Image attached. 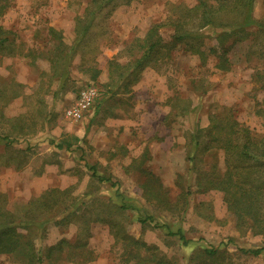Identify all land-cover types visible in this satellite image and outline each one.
<instances>
[{
  "label": "rangeland",
  "instance_id": "rangeland-1",
  "mask_svg": "<svg viewBox=\"0 0 264 264\" xmlns=\"http://www.w3.org/2000/svg\"><path fill=\"white\" fill-rule=\"evenodd\" d=\"M89 2L0 0V25L14 44L13 52L0 48V111L31 130L4 139L9 125L0 122V206L21 210L38 201L35 223L18 230L35 241L42 264H264V252L239 250L264 246V235L237 226L223 191L198 189L199 171L225 170L222 151L204 154L196 170L187 161L193 133L214 115L263 134L264 80L255 75L264 70L262 35L251 26L235 36L225 68L216 55L203 61L182 44L126 87L142 54L138 39L157 23L169 40L174 27L164 23L198 0H116L97 14L57 78L50 28L74 45ZM253 15L264 20V0H255ZM210 29L202 30L205 48L234 40ZM86 86L98 96L81 119L68 118ZM178 230L188 243L171 233ZM206 247L219 255L209 258ZM0 264L25 263L3 253Z\"/></svg>",
  "mask_w": 264,
  "mask_h": 264
},
{
  "label": "trees",
  "instance_id": "trees-1",
  "mask_svg": "<svg viewBox=\"0 0 264 264\" xmlns=\"http://www.w3.org/2000/svg\"><path fill=\"white\" fill-rule=\"evenodd\" d=\"M115 1L90 0L84 17L79 19L83 24L77 29L79 36L74 45H65L62 34L55 28H50V34L55 38L56 44L49 51L52 69L57 78H64V75L68 73L71 52L79 50V42L90 32L97 14ZM254 2L255 0H198L193 6L180 7V15L164 23V25L174 27V34L169 40H165L159 34L160 24L152 25L145 36L138 39L140 41L138 49L142 50V54L131 67L126 87L136 82L140 78L141 72L153 60L161 59V57L170 58L173 50L178 49L182 44L192 53L200 55L203 61L206 60L209 53L216 55L219 58V67L222 68L229 65L228 55L235 42V36L244 34L248 27L255 26L257 28L256 31L262 35L263 40L256 44L264 46V20L254 17ZM205 28H211L210 30L217 31L221 36L225 35L226 37L233 33L234 40L226 46L224 39L220 38L221 41L219 40L217 46L205 48L202 42L204 33L202 30ZM12 33L4 30L0 25L1 49L6 48L13 52L14 44L10 37ZM239 40L243 41L244 38ZM260 56L264 57V51L260 52ZM114 67L122 74L126 68L116 63ZM88 68L96 69V66L89 65ZM255 75L264 80V70H258ZM1 93L3 91L0 90ZM12 119L0 111V122L9 125L3 136L4 139L31 132L30 128H25L23 122L17 121L14 124L15 118ZM11 121L12 123H10ZM192 136L194 145L187 161L194 170L197 169V164L201 162L202 156L213 150L220 149L222 151L225 164L223 172L218 169L199 171L198 189L207 191L214 188L223 191L227 207L237 220V226L244 232L252 230L254 233L264 235V132L260 137H257L249 126L240 124L227 116L214 115L210 118V123L206 128H196ZM9 143L10 141L6 145ZM63 145L62 142L56 143L57 147H63ZM93 173L95 174L96 171L94 170ZM98 178L109 181L112 179L102 176H98ZM116 183L112 181V185H116ZM48 193L54 194L52 190H49ZM32 202L21 210H10L0 206V254L15 253L22 257L25 264H42L43 256L41 251L36 248L35 241L29 235L26 236L18 230V227L26 228L35 223L30 219L36 215L35 205ZM122 207H126V204H123ZM171 233L178 235L184 243H188L189 240L181 230ZM76 245L78 244L76 243ZM239 250L245 254L258 256L264 252V246L250 249L241 247ZM204 252L211 259H215L219 255V249L215 247H206Z\"/></svg>",
  "mask_w": 264,
  "mask_h": 264
},
{
  "label": "built area",
  "instance_id": "built-area-1",
  "mask_svg": "<svg viewBox=\"0 0 264 264\" xmlns=\"http://www.w3.org/2000/svg\"><path fill=\"white\" fill-rule=\"evenodd\" d=\"M97 96L98 90L96 87L86 86L82 88L76 102L66 110V116L76 120L81 119Z\"/></svg>",
  "mask_w": 264,
  "mask_h": 264
}]
</instances>
